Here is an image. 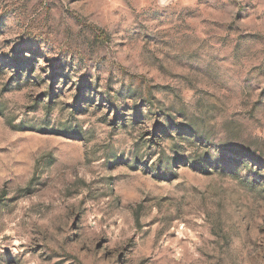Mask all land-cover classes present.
I'll list each match as a JSON object with an SVG mask.
<instances>
[{"label": "rangeland", "instance_id": "obj_1", "mask_svg": "<svg viewBox=\"0 0 264 264\" xmlns=\"http://www.w3.org/2000/svg\"><path fill=\"white\" fill-rule=\"evenodd\" d=\"M240 147L264 0H0V264H264Z\"/></svg>", "mask_w": 264, "mask_h": 264}, {"label": "trees", "instance_id": "obj_2", "mask_svg": "<svg viewBox=\"0 0 264 264\" xmlns=\"http://www.w3.org/2000/svg\"><path fill=\"white\" fill-rule=\"evenodd\" d=\"M199 135L202 136L201 133ZM232 149V148H231ZM237 153H241L244 156H247L249 159L254 160L260 165H264V154L259 151L247 147H240L236 149Z\"/></svg>", "mask_w": 264, "mask_h": 264}]
</instances>
